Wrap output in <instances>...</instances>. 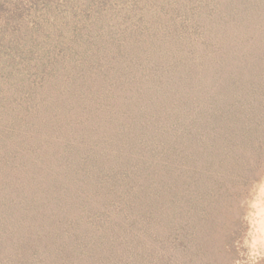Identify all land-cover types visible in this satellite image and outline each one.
Returning <instances> with one entry per match:
<instances>
[{
    "label": "rangeland",
    "instance_id": "1",
    "mask_svg": "<svg viewBox=\"0 0 264 264\" xmlns=\"http://www.w3.org/2000/svg\"><path fill=\"white\" fill-rule=\"evenodd\" d=\"M256 1L262 5L247 14L242 25L248 41L235 42L236 48L223 43L212 51L206 41L200 46L201 54L187 61L183 71L169 69L172 80L167 87H173L169 93L141 91L129 94L131 104L111 103L110 110L118 107L120 112L114 118L103 114L113 123L106 135L87 134L79 152L69 146L73 142L67 145L81 129L71 113L66 117V140L57 137V142L44 145L38 134V143L43 142L36 146L40 159L29 166L45 178L64 169V183L44 204L30 206V218L18 213L10 216L13 226L3 234L13 233L15 224L16 232L8 244L4 237L0 239V264H54L45 248L33 254L37 245L52 251L53 240L67 243L69 258L62 264H78L75 254L79 252L81 258L89 253L103 259L102 264H120L122 259L123 264H234L238 253L233 240L242 231L240 196L253 180L264 176V0ZM116 3L111 0L107 6L115 8ZM191 39L179 49L181 54L189 53L194 43L202 44L204 38L198 34ZM198 77L201 80L195 86ZM138 84L126 79L124 89ZM233 118L238 127L230 142L226 135L233 131L218 125ZM141 119L144 124L138 129L135 123ZM121 123L130 126L125 142L120 140L126 131ZM115 126L121 128L119 132ZM123 143L124 149L120 148ZM97 153L106 159L97 161ZM79 156L84 158L79 161ZM21 204L28 203L16 207ZM19 218L27 222L21 225ZM63 231L66 236L60 237ZM111 231L120 238L126 236L127 244L117 245L110 239L114 238ZM27 235L33 243L24 241ZM102 238L115 246L113 254H96ZM183 245L195 247L197 253L192 251L194 256L186 258ZM16 249L21 253L10 261ZM117 249L120 255L127 252L114 258Z\"/></svg>",
    "mask_w": 264,
    "mask_h": 264
},
{
    "label": "trees",
    "instance_id": "2",
    "mask_svg": "<svg viewBox=\"0 0 264 264\" xmlns=\"http://www.w3.org/2000/svg\"><path fill=\"white\" fill-rule=\"evenodd\" d=\"M108 1L111 0H0V239L4 237V244L16 232L15 224L13 233L3 234L4 229L11 230L13 226L10 216L18 213L30 218V206L44 204V199L49 200L64 183V169L59 173L56 169L45 178L40 170L29 166L40 159L36 146L43 143H38L41 138L44 145L66 140V117L71 113L81 129L67 145L73 142L69 146L77 147L79 152L78 146H85L87 134L106 135L105 130L113 123L103 114L108 112L114 118L120 112L118 107L110 110L111 103L131 104L129 94L141 91L169 93L173 90L167 87L172 80L169 69L183 71L187 61L201 54L200 46L206 41L211 51L223 43L236 48L235 42L248 41L242 25L247 14L262 5L256 0H117L115 8L113 4L109 8ZM110 9H116L113 15ZM198 34L204 38L203 43H194L189 53L181 54L179 49L193 42L191 38ZM160 53L170 59L161 60ZM200 78L194 79L195 86ZM126 79L139 83V87L124 89ZM188 83L192 85L191 80ZM225 120L229 123L218 127L233 131L226 135L233 142L238 123L235 118ZM135 124L140 129L144 119ZM121 125L126 131L121 132L120 140L125 142L130 126ZM203 127L198 125L195 131ZM114 128L118 132L121 129ZM221 139L225 143L223 136ZM108 140L101 141V145ZM120 148H126L124 143ZM102 150L107 156L106 149ZM95 156L97 161L106 159L101 153ZM83 158L79 156V161ZM20 203L28 204L16 207ZM19 222L23 225L27 221L19 218ZM66 232L59 236L65 237ZM109 234L115 243L127 244L126 236L120 238L114 231ZM28 240L33 243L34 239L27 235L24 241ZM43 242L48 245L44 239ZM32 243L29 245L34 247ZM37 246L33 254L43 253L41 249L45 248L54 264L69 258L66 242L53 240L52 251L45 245ZM17 249L13 257L9 255L10 261L21 253ZM114 250L111 242L104 243L103 238L97 241L98 256L113 254ZM192 251L197 253L195 247L183 245L186 258L194 256ZM126 252L120 255L117 249L114 258ZM75 255L80 259L75 258L78 264H102L103 259L89 253L84 258L81 252ZM119 262L124 263L123 259Z\"/></svg>",
    "mask_w": 264,
    "mask_h": 264
},
{
    "label": "clouds",
    "instance_id": "3",
    "mask_svg": "<svg viewBox=\"0 0 264 264\" xmlns=\"http://www.w3.org/2000/svg\"><path fill=\"white\" fill-rule=\"evenodd\" d=\"M238 208L242 231L233 240L234 264H264V176H258L241 194Z\"/></svg>",
    "mask_w": 264,
    "mask_h": 264
}]
</instances>
